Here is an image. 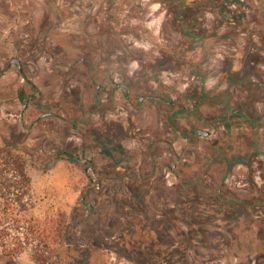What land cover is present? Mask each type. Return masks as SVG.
<instances>
[{
	"label": "rangeland",
	"instance_id": "374dc122",
	"mask_svg": "<svg viewBox=\"0 0 264 264\" xmlns=\"http://www.w3.org/2000/svg\"><path fill=\"white\" fill-rule=\"evenodd\" d=\"M3 138L47 264H264V0H0Z\"/></svg>",
	"mask_w": 264,
	"mask_h": 264
},
{
	"label": "trees",
	"instance_id": "16d2710c",
	"mask_svg": "<svg viewBox=\"0 0 264 264\" xmlns=\"http://www.w3.org/2000/svg\"><path fill=\"white\" fill-rule=\"evenodd\" d=\"M20 150L28 147L5 138L0 142V249L12 260L29 250L35 261L47 264L50 232L36 215L33 182Z\"/></svg>",
	"mask_w": 264,
	"mask_h": 264
},
{
	"label": "water",
	"instance_id": "95a60500",
	"mask_svg": "<svg viewBox=\"0 0 264 264\" xmlns=\"http://www.w3.org/2000/svg\"><path fill=\"white\" fill-rule=\"evenodd\" d=\"M15 62L19 63V67H21L20 61L18 59H14ZM200 133L208 134L207 131L199 130Z\"/></svg>",
	"mask_w": 264,
	"mask_h": 264
},
{
	"label": "flooded vegetation",
	"instance_id": "af4514ba",
	"mask_svg": "<svg viewBox=\"0 0 264 264\" xmlns=\"http://www.w3.org/2000/svg\"><path fill=\"white\" fill-rule=\"evenodd\" d=\"M199 133H200V131H199ZM201 134H204V133H201ZM205 135H208V134H205ZM79 159V158H78ZM80 160V159H79Z\"/></svg>",
	"mask_w": 264,
	"mask_h": 264
}]
</instances>
